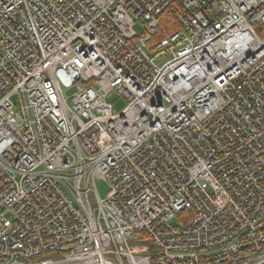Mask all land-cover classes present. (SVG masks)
<instances>
[{
	"label": "built area",
	"instance_id": "built-area-1",
	"mask_svg": "<svg viewBox=\"0 0 264 264\" xmlns=\"http://www.w3.org/2000/svg\"><path fill=\"white\" fill-rule=\"evenodd\" d=\"M256 27L264 0H0V264L263 263Z\"/></svg>",
	"mask_w": 264,
	"mask_h": 264
},
{
	"label": "rangeland",
	"instance_id": "rangeland-1",
	"mask_svg": "<svg viewBox=\"0 0 264 264\" xmlns=\"http://www.w3.org/2000/svg\"><path fill=\"white\" fill-rule=\"evenodd\" d=\"M255 29L259 33V35L262 38H264V29L259 28V27H256ZM134 30L136 31L138 36L140 34H142L143 22L142 21L137 22L134 26ZM72 94H73L72 90L66 92V96H70ZM111 103H112V111L114 114H118L119 112H121L122 109L124 108L125 104H126V102L123 98H115ZM95 187H96V192H97L98 197L100 199H104L106 197V194L109 191V186L104 181L98 180L95 183ZM183 216H185V215H183ZM172 224L180 226L182 224V221H181V219L176 218L174 221H172Z\"/></svg>",
	"mask_w": 264,
	"mask_h": 264
},
{
	"label": "trees",
	"instance_id": "trees-1",
	"mask_svg": "<svg viewBox=\"0 0 264 264\" xmlns=\"http://www.w3.org/2000/svg\"><path fill=\"white\" fill-rule=\"evenodd\" d=\"M168 15H169L168 13H165V14L161 15V17L168 16Z\"/></svg>",
	"mask_w": 264,
	"mask_h": 264
},
{
	"label": "water",
	"instance_id": "water-1",
	"mask_svg": "<svg viewBox=\"0 0 264 264\" xmlns=\"http://www.w3.org/2000/svg\"><path fill=\"white\" fill-rule=\"evenodd\" d=\"M261 264H264V262H263V263H261Z\"/></svg>",
	"mask_w": 264,
	"mask_h": 264
}]
</instances>
